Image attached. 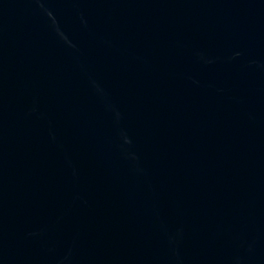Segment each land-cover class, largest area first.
I'll use <instances>...</instances> for the list:
<instances>
[{"label":"water","instance_id":"water-1","mask_svg":"<svg viewBox=\"0 0 264 264\" xmlns=\"http://www.w3.org/2000/svg\"><path fill=\"white\" fill-rule=\"evenodd\" d=\"M0 264H264V0H0Z\"/></svg>","mask_w":264,"mask_h":264}]
</instances>
